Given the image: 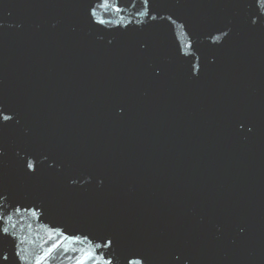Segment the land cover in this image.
I'll use <instances>...</instances> for the list:
<instances>
[{
	"label": "water",
	"instance_id": "95a60500",
	"mask_svg": "<svg viewBox=\"0 0 264 264\" xmlns=\"http://www.w3.org/2000/svg\"><path fill=\"white\" fill-rule=\"evenodd\" d=\"M113 4L0 0V264H264V3Z\"/></svg>",
	"mask_w": 264,
	"mask_h": 264
},
{
	"label": "snow or ice",
	"instance_id": "6c2138e0",
	"mask_svg": "<svg viewBox=\"0 0 264 264\" xmlns=\"http://www.w3.org/2000/svg\"><path fill=\"white\" fill-rule=\"evenodd\" d=\"M260 2L264 3V0H260ZM118 3H119V0H117V4H113L112 5L113 10L115 12H117V13L121 11V8L118 6ZM146 3H147V0H145V4ZM144 14H146V13H141V15H144ZM98 22L101 23V24L105 23L104 20H98ZM117 23H118V21H117ZM3 119L4 120H8L10 118L5 116V117H3ZM28 168H30V169L33 168V164L29 163L28 164ZM4 231H7V229H4ZM108 243L110 244L111 241H109ZM55 247H56V245H53V248H55ZM52 250H53L52 248L48 249V252L45 253V255H48L49 253H51ZM131 255H135V253H132ZM125 262H126V264H129L127 257H125ZM37 264H39V261H37ZM77 264H84V261L83 260H78ZM107 264H111V261H108ZM131 264H141V262L140 261H132Z\"/></svg>",
	"mask_w": 264,
	"mask_h": 264
}]
</instances>
